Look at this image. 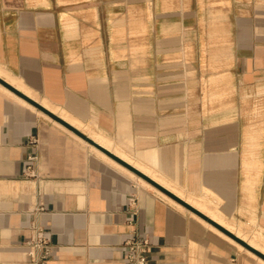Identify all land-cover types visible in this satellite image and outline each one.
<instances>
[{
	"label": "crops",
	"instance_id": "obj_1",
	"mask_svg": "<svg viewBox=\"0 0 264 264\" xmlns=\"http://www.w3.org/2000/svg\"><path fill=\"white\" fill-rule=\"evenodd\" d=\"M220 2L228 32L204 66L201 0H174L194 8L177 23L196 50H162L183 58L161 71L68 49L69 12L93 8L103 35L133 0H0V77L56 116L0 82V264H27L38 227L49 264H128L127 241L145 237L151 264H264L220 221L252 217L264 234V159L245 120L264 114V0Z\"/></svg>",
	"mask_w": 264,
	"mask_h": 264
},
{
	"label": "rangeland",
	"instance_id": "obj_2",
	"mask_svg": "<svg viewBox=\"0 0 264 264\" xmlns=\"http://www.w3.org/2000/svg\"><path fill=\"white\" fill-rule=\"evenodd\" d=\"M129 11L117 14L116 24H105L106 33H101L100 25L92 22L94 9H84L69 12L67 22L69 27V50H104L112 47L117 52L118 61L132 62L133 68L146 66L163 71L164 67L173 66L182 60L181 55H163L162 50H196V45L188 39L189 19L186 24L177 20L188 16L190 8L187 4L179 6L174 0H133ZM202 6L197 8V22H193L196 29L197 48L203 50V64L208 65L207 50H220L222 40L227 36L228 23L225 22L229 11L227 7L220 6V0H201ZM142 4V6H141ZM73 27V28H72ZM79 28V30H78ZM80 31H82L80 33ZM187 59V57H186ZM134 71L139 73L140 70ZM167 71V70H166ZM219 75V72H218ZM203 81L206 80V71L201 72ZM260 110V109H259ZM258 106L246 114V143L255 144L260 148L261 166L264 159V114L260 113ZM252 154L253 151H250ZM221 227L228 234H234L258 250H264V234L258 228L257 220L247 216L233 218V220H220ZM226 227V228H225ZM230 232V233H229ZM233 237V236H232ZM234 238V237H233Z\"/></svg>",
	"mask_w": 264,
	"mask_h": 264
},
{
	"label": "built area",
	"instance_id": "obj_3",
	"mask_svg": "<svg viewBox=\"0 0 264 264\" xmlns=\"http://www.w3.org/2000/svg\"><path fill=\"white\" fill-rule=\"evenodd\" d=\"M31 142L34 144L38 143L36 136H32ZM32 162L34 157H31ZM26 175L33 177L36 175L34 163H30L27 167ZM37 237L31 241V251H29V260L27 264H49V259L53 253V243L51 238L45 233L42 227L36 228ZM128 254V264H151L150 253H151V242L148 237L145 238H133L126 243Z\"/></svg>",
	"mask_w": 264,
	"mask_h": 264
},
{
	"label": "water",
	"instance_id": "obj_4",
	"mask_svg": "<svg viewBox=\"0 0 264 264\" xmlns=\"http://www.w3.org/2000/svg\"><path fill=\"white\" fill-rule=\"evenodd\" d=\"M0 82H2L4 85H6L8 88H10L12 91L16 92L18 95L24 97L25 99H27L28 101L32 102L33 104H35L36 106H38L39 108L43 109L44 111L48 112L49 114L53 115L49 110H47L45 107H43L39 102L35 101L34 99L30 98L29 96H27L26 94H24L23 92H21L20 90H18L15 86L11 85L9 82H7L5 79L0 77ZM54 116V115H53ZM56 117V116H54ZM60 121H62L60 119ZM65 125H68L66 122L62 121ZM74 129V128H73ZM90 142H92L93 144H95L96 146H98L99 148H101L102 150H104L105 152H107L109 155H111L112 157L116 158L117 160L121 161L123 164L131 167L132 169H134L137 173H140L138 170H136L135 168H133L132 166H130L128 163H126L124 160H121L120 158H118L117 156H115L114 154H112L111 152H109L108 150H106L105 148L101 147L100 145H98L97 143H95L93 140H91L90 138H87ZM184 203V202H183ZM185 205H189L187 203H184ZM190 207V206H189ZM230 233V232H229ZM231 236H233L235 239H237L238 241L242 242L243 244H245L246 246H248L249 248L253 249L255 252H257L258 254L262 255L264 257V254L262 252H260L259 250H257L255 247H253L252 245H250L249 243H247L246 241H244L242 238L235 236L234 234H231Z\"/></svg>",
	"mask_w": 264,
	"mask_h": 264
},
{
	"label": "bare ground",
	"instance_id": "obj_5",
	"mask_svg": "<svg viewBox=\"0 0 264 264\" xmlns=\"http://www.w3.org/2000/svg\"><path fill=\"white\" fill-rule=\"evenodd\" d=\"M1 71V70H0ZM72 121V120H71ZM72 122H74V121H72ZM75 124V123H74ZM92 132V131H91Z\"/></svg>",
	"mask_w": 264,
	"mask_h": 264
}]
</instances>
